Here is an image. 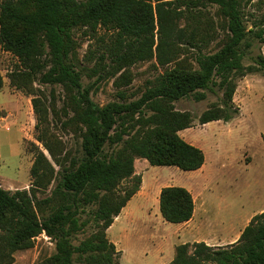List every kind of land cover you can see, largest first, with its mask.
Listing matches in <instances>:
<instances>
[{
	"label": "trees",
	"instance_id": "trees-1",
	"mask_svg": "<svg viewBox=\"0 0 264 264\" xmlns=\"http://www.w3.org/2000/svg\"><path fill=\"white\" fill-rule=\"evenodd\" d=\"M262 1L250 11L243 0H0V50L15 58L17 77L62 89L61 127L79 140L76 149L62 148L50 133L47 112L31 100L34 138L49 158L33 144L28 189L0 187V264H11L13 254L30 249L39 235L54 243V253L36 264H115L118 252L106 232L139 191L134 161L182 171L204 164L203 152L179 136L192 127V115L176 110L174 103L188 97L202 101L206 92L217 90L219 103L204 110L198 122H228L238 114L233 104L237 80L250 74L264 77L261 53L243 63L254 44H264ZM205 4L216 8L222 32L215 51L208 50L214 28L197 33L194 26ZM170 5L176 8L166 12ZM180 18L185 25L178 29L174 20ZM100 28L126 43L116 64L155 53L160 66H166L173 61L168 51L175 53L174 40L184 47L178 53L184 57L149 82L137 99L128 101L119 92L118 101L100 106L91 99L93 84L82 83L83 75L100 79V54L92 68L83 67L74 37L85 29L98 36L100 45ZM158 206L162 219L173 224L188 222L194 212L192 195L182 187L161 188ZM88 225L93 231L75 245ZM169 264H264V212L251 217L235 243L217 248L204 242L180 244Z\"/></svg>",
	"mask_w": 264,
	"mask_h": 264
},
{
	"label": "rangeland",
	"instance_id": "rangeland-1",
	"mask_svg": "<svg viewBox=\"0 0 264 264\" xmlns=\"http://www.w3.org/2000/svg\"><path fill=\"white\" fill-rule=\"evenodd\" d=\"M258 1L248 3L243 0L250 11L255 10L253 4ZM174 8L175 5H170L164 10L171 12ZM260 8V13H264V0ZM200 14L202 17L194 22L195 29L199 33L206 28L209 30L208 26L214 28L216 37L208 50L215 51L222 37L217 27L216 8L205 4L201 6ZM174 24L179 29L185 21L175 19ZM155 29L157 44L158 25ZM74 37L78 43L77 58L83 67L92 68L100 54V79L97 74L89 79L82 76L84 85L93 84L91 99L100 106L118 101L119 92H123L128 101L137 99L149 82L184 57L178 54L184 47L174 40L175 55L168 51V57L173 61L166 66H160L155 53L143 61L116 64L115 56L121 54L120 49L126 43H117L114 34L100 28V45L98 36L85 29L76 30ZM259 53L264 56V44L256 43L246 53L244 65L251 63ZM16 64L14 57L0 50V187L9 191L28 189L33 144L49 158L34 138L36 121L32 99H37L40 109L47 112L50 133L62 148L73 150L79 143L70 129L61 127L65 121L60 111L62 89L42 85L37 80H22L16 75ZM220 98V92L215 90V93L206 92L202 101L188 97L174 103L176 110L192 115V127L180 131L179 136L203 152L204 164L200 169L182 171L171 166H150L143 159L134 161V174L141 178L139 191L106 232L108 240L117 245L115 264H168L177 245L237 234L252 214L264 212V77L250 74L237 80L233 104L238 114L228 122L215 121L201 126L198 122L200 114L211 104L219 103ZM53 186L54 183L49 189ZM123 186L130 184L124 182ZM166 186L182 187L192 195L194 217L190 227L162 219L158 196L160 189ZM45 195L37 194V198ZM86 218L87 214H82V220ZM92 231L91 226H86L76 236L74 244ZM53 253L54 243L39 235L33 239L30 249L13 254L11 264H36ZM74 264L83 263L74 260Z\"/></svg>",
	"mask_w": 264,
	"mask_h": 264
},
{
	"label": "crops",
	"instance_id": "crops-1",
	"mask_svg": "<svg viewBox=\"0 0 264 264\" xmlns=\"http://www.w3.org/2000/svg\"><path fill=\"white\" fill-rule=\"evenodd\" d=\"M261 208H263V207H261ZM120 215V214H119ZM119 215L114 219V221H116L117 219H119ZM255 214H252V216H250L246 221H245V224H244V227L248 224L247 222H249V220L251 219V217H253ZM193 217H194V212H193V216H192V218L188 221V222H185V223H183V227H185V228H187V227H190L191 225H192V223H193ZM113 221V223H115ZM113 223H112V225H113ZM111 225V226H112ZM110 226V227H111ZM244 227H243V229H244ZM242 229V230H243ZM241 230V231H242ZM241 231L239 232L238 231V233L237 234H233V235H230V236H227V237H222V238H219V239H215V240H213V239H209L208 241H205L204 243L205 244H207L208 246H214V245H226V246H228V245H231V244H233V243H235L236 241H237V239L239 238V235H240V233H241ZM114 245H115V247L117 248V245L115 244V242H112ZM181 244H184V242L183 243H181ZM172 261V258H171V254H170V260H169V263ZM168 263V264H169Z\"/></svg>",
	"mask_w": 264,
	"mask_h": 264
}]
</instances>
